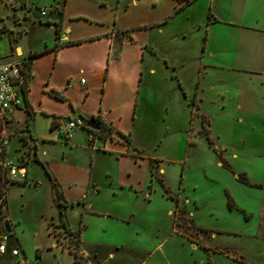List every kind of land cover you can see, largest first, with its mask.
<instances>
[{
	"label": "rangeland",
	"instance_id": "obj_1",
	"mask_svg": "<svg viewBox=\"0 0 264 264\" xmlns=\"http://www.w3.org/2000/svg\"><path fill=\"white\" fill-rule=\"evenodd\" d=\"M8 52L4 37L0 54ZM228 78L217 76L216 89L202 96L209 117L203 123L176 89L166 95L172 105L168 109L158 100L139 109L145 126L133 138L158 158L153 166L164 171L125 172L139 183L138 189L115 192L106 170L118 166L105 160L97 170L103 188L97 194L83 182L81 160L76 159L77 166L71 163L69 146L58 130L51 132L56 139L36 144L38 163L34 143L25 135L18 138L19 130L13 132L10 122L0 120V137L12 140L13 160L24 161L30 170L28 179L19 182L0 169L8 194L7 207L0 209V234H9V249L18 247L22 253L0 254V264H73L67 249L53 247L55 241L68 247L73 240L58 218L43 161L65 185L60 188L65 199L76 202H69L65 214L73 230L81 222L85 226L81 248L97 254L101 264H264V90L240 74ZM72 166L79 170L77 176ZM73 178L78 183L71 186ZM7 220L12 233L3 227Z\"/></svg>",
	"mask_w": 264,
	"mask_h": 264
},
{
	"label": "crops",
	"instance_id": "obj_2",
	"mask_svg": "<svg viewBox=\"0 0 264 264\" xmlns=\"http://www.w3.org/2000/svg\"><path fill=\"white\" fill-rule=\"evenodd\" d=\"M41 8L48 9L46 15ZM0 24L10 46L1 61L17 60L23 68L38 54L26 103L8 117L17 137L33 142L38 158V141L56 139L51 132L61 124L95 118L106 133H95L90 141L87 130L78 128L64 144L73 165L81 160L83 182L97 194L103 191L97 170L105 160L118 166L106 170L115 192L140 187L125 172L164 171L133 138L145 126L142 106L146 110L158 100L168 109L166 95L176 89L203 123L209 117L201 98L216 89L217 76L240 74L264 90V0H0ZM42 163L64 190L50 164ZM70 170L78 175L77 168ZM53 247L69 251L57 241ZM80 255L82 264H101L97 254L81 248ZM110 257L115 259L114 252Z\"/></svg>",
	"mask_w": 264,
	"mask_h": 264
},
{
	"label": "built area",
	"instance_id": "obj_3",
	"mask_svg": "<svg viewBox=\"0 0 264 264\" xmlns=\"http://www.w3.org/2000/svg\"><path fill=\"white\" fill-rule=\"evenodd\" d=\"M47 11V8L40 9L43 16L47 14ZM4 37H6V31L0 24V39ZM21 69L20 62L17 60L9 62L0 60V120L6 119L10 122L8 117L24 106L23 94L21 92V84L23 83ZM87 123V120L81 117L70 119L66 124H61L59 126L60 135L65 141H70L74 137L76 129L88 128ZM15 130L16 129H14L13 132H15ZM88 136L90 141L95 140L96 135L94 132H90ZM12 144V140L9 138L0 137V169L2 168L5 172H8L10 178L14 180L17 179L19 182H25L28 179V168L24 161L16 162L13 160L15 155H12ZM4 191V194L0 198V209L2 207L6 208L8 205V202L5 205L8 195L5 186ZM5 222L6 221H4L3 224L4 229ZM8 238L9 234H0V254H7L10 252L15 257H21L22 253L18 247L9 249ZM23 258V261H21L27 263L25 257Z\"/></svg>",
	"mask_w": 264,
	"mask_h": 264
},
{
	"label": "trees",
	"instance_id": "obj_4",
	"mask_svg": "<svg viewBox=\"0 0 264 264\" xmlns=\"http://www.w3.org/2000/svg\"><path fill=\"white\" fill-rule=\"evenodd\" d=\"M63 3L65 4V2H63ZM57 33H58V35L60 34V29H57ZM37 55H38L37 53L30 55L28 61L25 62L24 67L21 69L22 81H23V83L21 84V92L23 94L24 104L26 103V99H27V95H28V84H29L31 76H32L31 64H32L33 59ZM97 123H98V125H101L99 121H97ZM85 129L87 130L88 133H90V132L102 133L103 132V134H104L107 132V129H105L104 127H102L99 131L92 130L90 128H85ZM37 162H38V159H37ZM42 166L45 169L46 174L51 181L52 188H53V191L55 193V201L59 206L58 218L64 224L63 227L68 231V234L70 236L71 241L73 240L72 242H74V244L76 246V247L72 246V242H71L68 246V249L74 257V264H78L79 258H80L81 245H82V234H83L85 226L81 222L78 229L73 230L72 228H70L69 223H68V218L65 214V211L70 206V205H68L69 202L61 194L60 189H59L60 185H59L57 179L53 176V174L47 168V165L42 163ZM240 180H243L244 182L247 181L246 178H243V177H240ZM4 192H5L4 191V182H3L1 174H0V198L2 197ZM61 199L64 200V202H61Z\"/></svg>",
	"mask_w": 264,
	"mask_h": 264
},
{
	"label": "water",
	"instance_id": "obj_5",
	"mask_svg": "<svg viewBox=\"0 0 264 264\" xmlns=\"http://www.w3.org/2000/svg\"><path fill=\"white\" fill-rule=\"evenodd\" d=\"M87 127L92 129V130H99L100 129V125H98L95 118H91L88 121ZM5 229H6L7 233H12V228H11V224H10L9 220H7L5 222Z\"/></svg>",
	"mask_w": 264,
	"mask_h": 264
}]
</instances>
